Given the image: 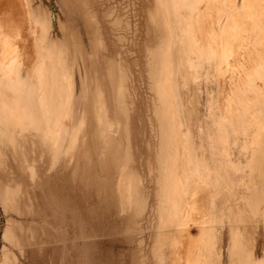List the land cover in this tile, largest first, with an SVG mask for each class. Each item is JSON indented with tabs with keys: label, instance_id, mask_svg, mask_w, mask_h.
<instances>
[{
	"label": "rangeland",
	"instance_id": "374dc122",
	"mask_svg": "<svg viewBox=\"0 0 264 264\" xmlns=\"http://www.w3.org/2000/svg\"><path fill=\"white\" fill-rule=\"evenodd\" d=\"M0 264H264V0H0Z\"/></svg>",
	"mask_w": 264,
	"mask_h": 264
},
{
	"label": "bare ground",
	"instance_id": "6f19581e",
	"mask_svg": "<svg viewBox=\"0 0 264 264\" xmlns=\"http://www.w3.org/2000/svg\"><path fill=\"white\" fill-rule=\"evenodd\" d=\"M221 56H222V55H221ZM219 57H220V56H219ZM220 60H221V57H220ZM222 61H223V60H222ZM7 68L9 69V67H7ZM10 68H11V67H10ZM8 69H7V70H8ZM12 69H13V67H12L10 70H8V71H9V75H12L11 73H14V72H15V69H13L14 71H13ZM11 70H12L13 72H12ZM13 75H14V74H13ZM168 195H169V193H168ZM167 199H168V198H167ZM169 199H170V198H169ZM169 199H168L167 201L171 203L172 198L170 199V201H169ZM178 200H180V199L178 198ZM178 200H176V201H178ZM181 200H182V199H181ZM181 200L178 202L179 204H181V203H180V202H182ZM176 201L173 203L172 206H174V204L176 203ZM178 203L175 204L174 207H176V205H178ZM182 203H183L184 205H183V204H182L181 206L179 205L181 208H180L179 206H177V207H179V208L182 210V212H183V208H184L183 206H185V204H186L185 200H183ZM171 204H172V203H171ZM168 205H169V204H168ZM174 207H173V208H174ZM182 207H183V208H182ZM179 208H174L175 210L177 209L176 213H177V212L179 213V211H180ZM184 209H185V208H184ZM168 210H169V209H167L165 212L167 213ZM171 210H172V211H171L172 213L175 212V210H173V209H171ZM172 213L169 215V217H168L167 214H166L167 216H166L165 214H164V215H165L169 220L171 219L172 221H176L178 217H177V218L175 217L176 219L173 218V219H174V220H173L171 215H173V214H175V213H173V214H172ZM183 213H184V212H183ZM176 215H177V216H180V215H182V213H181L180 215H178V214H176ZM173 216H174V215H173ZM182 216H183V215H182ZM182 216H181V217H182ZM170 217H171V218H170ZM183 217H184V216H183ZM167 218H166V220H168ZM182 219L184 220V218H182ZM178 220H179V219H178ZM178 220H177V221H178ZM179 221H181V218H180ZM170 222H171V221H170ZM184 223H185V220H184L183 224H184ZM168 224H169V222H168ZM171 224H172V223H171ZM185 225H186V223H185ZM173 226H174V225H173ZM168 227H169V226H168ZM171 227H172V226H171ZM174 227H175V226H174ZM181 227H182V226H181ZM176 228L180 231V229H179L177 226H176ZM177 229L174 228V230H177ZM178 230H177V231H178Z\"/></svg>",
	"mask_w": 264,
	"mask_h": 264
}]
</instances>
